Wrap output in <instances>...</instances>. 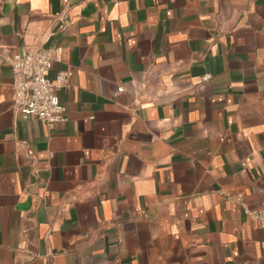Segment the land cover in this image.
<instances>
[{"label":"crops","instance_id":"obj_1","mask_svg":"<svg viewBox=\"0 0 264 264\" xmlns=\"http://www.w3.org/2000/svg\"><path fill=\"white\" fill-rule=\"evenodd\" d=\"M263 24L264 0H0V264H264ZM58 44L50 128L7 60Z\"/></svg>","mask_w":264,"mask_h":264},{"label":"built area","instance_id":"obj_2","mask_svg":"<svg viewBox=\"0 0 264 264\" xmlns=\"http://www.w3.org/2000/svg\"><path fill=\"white\" fill-rule=\"evenodd\" d=\"M264 34V24L260 28ZM62 46L34 48L25 55H12L7 61L13 74L14 109L24 119L38 118L50 128L68 121L67 107L61 102L59 92L70 87L72 69L59 70L50 77L54 64L61 61ZM227 200L245 208L242 194L230 196ZM245 213L254 218L264 229V207Z\"/></svg>","mask_w":264,"mask_h":264}]
</instances>
